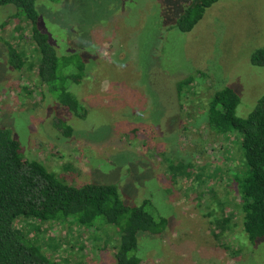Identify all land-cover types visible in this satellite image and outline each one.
I'll use <instances>...</instances> for the list:
<instances>
[{
  "label": "rangeland",
  "instance_id": "1",
  "mask_svg": "<svg viewBox=\"0 0 264 264\" xmlns=\"http://www.w3.org/2000/svg\"><path fill=\"white\" fill-rule=\"evenodd\" d=\"M191 1L37 0L41 31L58 55H75L60 72L84 64L80 82L56 81L77 97L81 116L41 84L42 56L22 11L0 5V124L58 178L116 183L132 206L148 198L147 210L168 224L138 233L142 264H264V237L253 244L241 226L242 133L217 134L206 119L224 86L241 96L242 117L264 95V66L251 62L264 46V0H218L182 32L175 25ZM62 221L16 225L60 264H117L115 225L101 216L93 227Z\"/></svg>",
  "mask_w": 264,
  "mask_h": 264
},
{
  "label": "trees",
  "instance_id": "2",
  "mask_svg": "<svg viewBox=\"0 0 264 264\" xmlns=\"http://www.w3.org/2000/svg\"><path fill=\"white\" fill-rule=\"evenodd\" d=\"M217 1L192 0L175 26L182 32L193 30L206 10ZM7 4L17 5L31 25L42 56L39 64L41 84L49 85L51 94L81 116V103L77 97L67 85L59 86L56 81L64 83L72 79L73 83L80 82V76L85 74L84 64H79V72H60V68L67 67L75 55H58L47 33L41 31L37 0H0V5ZM17 15H21L19 10ZM11 49L10 63L20 69L19 52L12 46ZM251 62L264 66V46L252 53ZM192 80L193 77H188L177 82L178 93L184 94ZM240 102L241 96L235 88L224 86L210 97L206 119L210 129L217 134L225 135L234 130L242 133V166L236 175L238 205L241 226L243 223L250 242L255 244L264 237V95L245 117L237 114ZM60 122L71 130L63 120ZM149 202L146 198L140 205L127 204L116 183L88 182L77 186L58 178L39 160L27 158L12 129L0 124V264H60L28 231L17 227L16 222L20 219L60 223L74 219L81 225L93 227L100 216L118 228L117 264H142L138 255V233L161 234L168 224L165 216H155L147 210Z\"/></svg>",
  "mask_w": 264,
  "mask_h": 264
}]
</instances>
